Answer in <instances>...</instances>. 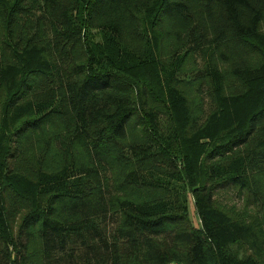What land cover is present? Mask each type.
<instances>
[{
    "label": "trees",
    "instance_id": "1",
    "mask_svg": "<svg viewBox=\"0 0 264 264\" xmlns=\"http://www.w3.org/2000/svg\"><path fill=\"white\" fill-rule=\"evenodd\" d=\"M171 262L264 264V0H0V264Z\"/></svg>",
    "mask_w": 264,
    "mask_h": 264
},
{
    "label": "rangeland",
    "instance_id": "2",
    "mask_svg": "<svg viewBox=\"0 0 264 264\" xmlns=\"http://www.w3.org/2000/svg\"><path fill=\"white\" fill-rule=\"evenodd\" d=\"M217 201L220 203L225 202L227 205L229 204H235L237 207H241V198H239L238 196H236L235 193L233 192H224L222 193L221 188L218 190V192L216 193ZM190 217L192 220V223L194 226H198L199 225V220L196 217L195 213H194V208L192 203H190Z\"/></svg>",
    "mask_w": 264,
    "mask_h": 264
},
{
    "label": "built area",
    "instance_id": "3",
    "mask_svg": "<svg viewBox=\"0 0 264 264\" xmlns=\"http://www.w3.org/2000/svg\"><path fill=\"white\" fill-rule=\"evenodd\" d=\"M169 264H179V263H176V262H171V263H169Z\"/></svg>",
    "mask_w": 264,
    "mask_h": 264
}]
</instances>
